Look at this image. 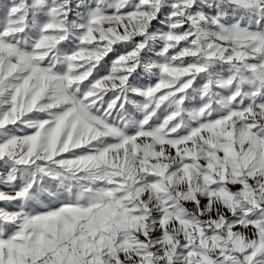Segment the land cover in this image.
Segmentation results:
<instances>
[{
    "label": "snow or ice",
    "instance_id": "1",
    "mask_svg": "<svg viewBox=\"0 0 264 264\" xmlns=\"http://www.w3.org/2000/svg\"><path fill=\"white\" fill-rule=\"evenodd\" d=\"M0 185V264H264V0L0 3Z\"/></svg>",
    "mask_w": 264,
    "mask_h": 264
},
{
    "label": "rangeland",
    "instance_id": "2",
    "mask_svg": "<svg viewBox=\"0 0 264 264\" xmlns=\"http://www.w3.org/2000/svg\"><path fill=\"white\" fill-rule=\"evenodd\" d=\"M6 2H8V0H0V3H6ZM0 190H6V189H4V187L2 185H0ZM0 207H5V205H3L2 203H0ZM43 207H47V206L45 205Z\"/></svg>",
    "mask_w": 264,
    "mask_h": 264
}]
</instances>
